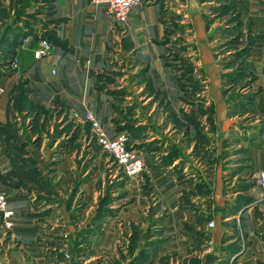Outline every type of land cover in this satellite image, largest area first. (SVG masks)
Segmentation results:
<instances>
[{
	"label": "rangeland",
	"instance_id": "1",
	"mask_svg": "<svg viewBox=\"0 0 264 264\" xmlns=\"http://www.w3.org/2000/svg\"><path fill=\"white\" fill-rule=\"evenodd\" d=\"M146 1L159 10L173 92L124 61L115 39L104 48L108 63L91 71L108 130L124 132L145 158L127 176L82 118L97 112L69 105L59 87L47 98L32 93L20 61L41 42L49 50L40 58L73 51L68 0H0V192L14 210L8 224L0 218V264L17 241L15 212L34 226L43 264H201L221 256L204 230L222 211L213 198L257 194L249 143L264 126V44L253 27L260 13L250 0ZM157 167L183 186L176 208L198 218L182 222L180 235Z\"/></svg>",
	"mask_w": 264,
	"mask_h": 264
},
{
	"label": "crops",
	"instance_id": "2",
	"mask_svg": "<svg viewBox=\"0 0 264 264\" xmlns=\"http://www.w3.org/2000/svg\"><path fill=\"white\" fill-rule=\"evenodd\" d=\"M253 10L258 11L259 18L254 21L257 29V44H264V0H250ZM75 15L66 27V35L73 44V51L65 55L53 49L47 58L34 59L32 51L22 53L20 61L34 87L32 93L47 98L59 87L62 97L70 98L67 102L74 107L93 109L99 124L106 134L112 137L116 132L108 130L104 115L100 109L104 107L102 99L93 93L91 71L99 67L101 62L109 61L103 52L107 41L115 39L122 42L123 60L127 58L135 66L146 67L152 83L173 92V81L170 72L163 66L160 59L162 48L158 44L162 29L158 20L159 10L146 0L130 9L124 27L112 23L105 14L104 5H91L90 0H68ZM120 30V34L117 33ZM113 42V41H112ZM262 49V48H261ZM261 59L263 53H256ZM121 60V59H120ZM54 69V75L50 74ZM5 84L0 79V86ZM4 98L0 94V109L3 108ZM68 104V103H67ZM82 110V111H83ZM264 126L255 133L249 143V164L256 172L264 167ZM2 144L0 142V152ZM2 153V152H1ZM142 154V153H141ZM144 157V156H143ZM145 159V158H144ZM145 163V162H144ZM159 183L166 203H172L173 214L170 221L173 233L180 235L182 222L196 224V216L177 209L182 203L181 183L165 174L159 167ZM256 176V175H255ZM179 188V189H178ZM178 192V193H177ZM229 193H221L219 199L213 198L214 204L220 210L212 212L213 227L207 231L208 238L213 245L220 249L221 256L208 260H201V264H264V196H237L231 198ZM176 213V214H175ZM225 219V221H222ZM16 225L12 230L17 241L11 256L1 259L2 264H43V258L37 253L34 245L35 228L28 219L20 217L15 212ZM218 255L219 252H212Z\"/></svg>",
	"mask_w": 264,
	"mask_h": 264
},
{
	"label": "built area",
	"instance_id": "3",
	"mask_svg": "<svg viewBox=\"0 0 264 264\" xmlns=\"http://www.w3.org/2000/svg\"><path fill=\"white\" fill-rule=\"evenodd\" d=\"M137 3L138 0H90L91 5H104L105 14L108 19L120 27L125 26L128 12ZM48 50L49 45L45 42H41L32 49L33 58L39 59ZM82 118L88 123L96 142L113 157L125 175L135 176L144 168L143 155L128 147V137L124 132H116L112 137L108 136L95 115L89 110L83 111ZM255 182L260 196H264V167L256 172ZM13 214L14 210L8 204L6 196L4 193L0 192L1 220L8 224ZM209 225H211V223H209Z\"/></svg>",
	"mask_w": 264,
	"mask_h": 264
},
{
	"label": "water",
	"instance_id": "4",
	"mask_svg": "<svg viewBox=\"0 0 264 264\" xmlns=\"http://www.w3.org/2000/svg\"><path fill=\"white\" fill-rule=\"evenodd\" d=\"M213 258H215L214 254H206L203 259L205 262H207L208 260H211Z\"/></svg>",
	"mask_w": 264,
	"mask_h": 264
}]
</instances>
